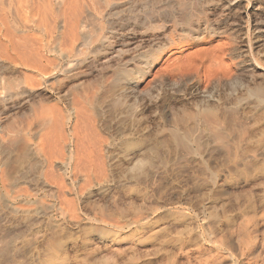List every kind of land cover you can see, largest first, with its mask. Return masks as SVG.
Instances as JSON below:
<instances>
[{"label": "bare ground", "instance_id": "bare-ground-1", "mask_svg": "<svg viewBox=\"0 0 264 264\" xmlns=\"http://www.w3.org/2000/svg\"><path fill=\"white\" fill-rule=\"evenodd\" d=\"M250 1L252 30L242 28L245 0H0V206H11L23 230L54 216L76 232L86 222L103 225L105 234L149 220L130 218L117 194L95 202L111 181L119 138L130 158L143 155L128 165L136 185L152 181L157 164L167 172L166 151L184 161L215 157L235 174L233 195H244V210L262 206L264 217V189L258 204L248 189L264 174V0ZM17 117L16 134L6 122ZM17 144L20 161L9 171ZM204 178H193L200 194ZM220 198L208 206L215 235L226 228ZM174 205L180 237L193 231L194 217L184 202ZM256 228L246 225L247 237ZM6 232L0 264H26L31 254L9 248L14 233ZM225 239L217 246L230 252Z\"/></svg>", "mask_w": 264, "mask_h": 264}, {"label": "rangeland", "instance_id": "rangeland-1", "mask_svg": "<svg viewBox=\"0 0 264 264\" xmlns=\"http://www.w3.org/2000/svg\"><path fill=\"white\" fill-rule=\"evenodd\" d=\"M244 4L247 6L244 5L242 10L245 16L242 28L245 29V27L248 26L250 30H252L254 23L250 13L253 4L250 0H245ZM252 37L254 38V35ZM189 51L192 52L191 50H186L184 54H189ZM41 94H44V91H42ZM20 123H23L20 117H17L13 121L11 118L6 122V128L9 132L14 131L17 134L22 129ZM16 130H18V132ZM116 141L118 143L117 148L115 147V150L112 149L115 155L111 157V160L114 159V164L112 165L114 167L111 166L109 170V180L111 179V181L104 185L102 190H104L105 194H101L95 202H104L111 199L112 195L117 194V202L119 201L118 203L120 204L124 203L122 207L125 213L128 215L130 214V218H135L137 215L141 217L146 215L150 219L108 234L104 233L103 225L91 224L89 222H86L84 226L85 229L76 232V230H72V223L70 221H64L58 216L47 217L44 219L45 221L39 220L38 224L29 227V230H23L24 228H21V226L23 227V220L21 217L16 215V218L15 213L13 212V214L12 211L8 209L11 208V206L7 208L5 204H2L0 207H4V210L1 209L3 210V214H1L2 212L0 211V217L2 215L0 220L3 219L1 222H4L2 223L3 226H0V231L4 232V230L9 229L5 232L10 234L12 231L14 233V238L11 234L7 235L8 237H12L13 240L8 237H6V239H9V242H13H8L10 244L9 248L13 245L14 248L17 247V249L15 248L16 250L20 251L22 249L20 251L22 253L20 257L31 254V256L26 258V264H47L52 256H59L60 259L62 258V260L58 261L56 264H264V219L261 221L262 218H264L262 216L263 207L258 206L256 213L250 212L248 214L247 210H244L246 206V198L244 195L239 193H237L236 196L233 195L235 188L233 182L236 176L234 173L226 174L220 166L217 167L219 159L215 157L202 159L197 155H186L188 158H185L186 161H184V159L182 160L183 155H181L180 160L182 166L178 164L180 156H177V160L174 152L172 153L165 149L167 152L163 150L165 155L167 154L165 158L167 157L168 159L170 156L168 164H166V166H168L165 167L167 168L166 174L164 172L161 173L164 165L162 168L161 165L157 164L156 168H152L150 171V178H152V181L147 185L142 183H137L138 185H136V182L134 183V181L129 178L132 177L133 174L129 169L131 168L130 165L134 164L141 156L143 157V155L139 154L140 156H137L135 158L136 160L132 157V160L130 154H128L130 152H125L124 150L123 152L120 150L122 148L120 139L117 138ZM19 145L21 144H17L14 152H12L14 155L12 154V157L10 156L11 159L8 161L7 169L9 171H12L20 161L19 155L21 151H17L21 150V146ZM197 157L200 160H198ZM121 158L123 159L121 160ZM175 160L178 162L176 163ZM203 160H205L204 168L202 165ZM117 161L118 163H116ZM177 164L180 167L179 169L177 168ZM181 166L183 168H181ZM213 167L214 171H217L219 175L221 174L217 178L214 176ZM153 169L155 171L157 169L155 173L159 171L160 175L155 174ZM213 176L215 179H212ZM196 177H205L204 180H207V183L210 185L206 184L205 190H207L203 194H200L202 190L197 191V188L194 187L196 185L194 184L193 178L196 179ZM214 180L219 183L222 182V185L217 187ZM252 180V185H250L248 189L252 191L258 204L263 194L264 174H259L258 172V174L252 176ZM217 192L221 195V203H225L224 207L227 210L229 221L228 224L225 222L227 220V214L222 212V219L224 220V224H226L224 225L226 228L222 234L219 233L215 235L212 233L214 226L212 225L214 210L208 206ZM127 201L134 203L131 205L128 204ZM179 201L184 202L187 206L185 212L192 214L194 217L191 220L193 231H185L180 237L179 234L175 232L177 223H175L174 216L170 214L171 207L175 206L174 204ZM14 203H16V206L20 205L17 201ZM124 205L130 207L126 209ZM12 206H15V204ZM7 211L9 213V218L7 216ZM88 212L91 213V209L88 210L87 213ZM5 213L6 215L4 216ZM12 215L15 218L12 217ZM140 216H137L135 219H140ZM5 218L10 221L5 220ZM173 223L175 224L173 225ZM253 223H257V231L252 237H247L246 225L250 227ZM1 228L5 229L2 231ZM17 228H21L24 231L22 232L23 234L20 233L21 230L17 231ZM168 228H171V230ZM1 232L0 236L5 237V232L3 234H1ZM15 232L17 237L19 236L17 239H15ZM175 234L178 236L176 237ZM172 237L176 238L172 240ZM177 238H179V240H177ZM223 238H226L224 241L229 245L232 254L223 249L224 247H221V249L217 246L218 242H221ZM2 240L7 241L4 238ZM246 240H249L251 245L247 246ZM223 242L222 244L224 245L225 243Z\"/></svg>", "mask_w": 264, "mask_h": 264}]
</instances>
